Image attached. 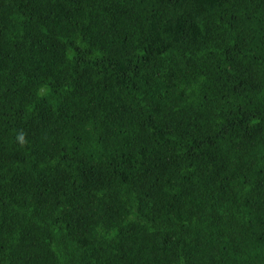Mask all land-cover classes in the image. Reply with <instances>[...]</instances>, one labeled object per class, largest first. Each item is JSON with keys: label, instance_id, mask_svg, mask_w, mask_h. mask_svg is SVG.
Listing matches in <instances>:
<instances>
[{"label": "trees", "instance_id": "obj_1", "mask_svg": "<svg viewBox=\"0 0 264 264\" xmlns=\"http://www.w3.org/2000/svg\"><path fill=\"white\" fill-rule=\"evenodd\" d=\"M0 264H264V0H0Z\"/></svg>", "mask_w": 264, "mask_h": 264}, {"label": "clouds", "instance_id": "obj_2", "mask_svg": "<svg viewBox=\"0 0 264 264\" xmlns=\"http://www.w3.org/2000/svg\"><path fill=\"white\" fill-rule=\"evenodd\" d=\"M21 140H23V137H21Z\"/></svg>", "mask_w": 264, "mask_h": 264}]
</instances>
